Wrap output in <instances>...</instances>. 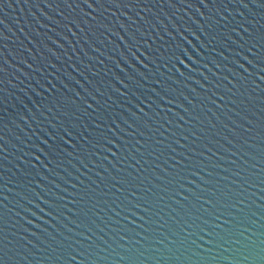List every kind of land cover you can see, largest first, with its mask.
Returning a JSON list of instances; mask_svg holds the SVG:
<instances>
[{
	"label": "water",
	"instance_id": "water-1",
	"mask_svg": "<svg viewBox=\"0 0 264 264\" xmlns=\"http://www.w3.org/2000/svg\"><path fill=\"white\" fill-rule=\"evenodd\" d=\"M244 3L0 0L4 264H252L264 7Z\"/></svg>",
	"mask_w": 264,
	"mask_h": 264
},
{
	"label": "snow or ice",
	"instance_id": "snow-or-ice-1",
	"mask_svg": "<svg viewBox=\"0 0 264 264\" xmlns=\"http://www.w3.org/2000/svg\"><path fill=\"white\" fill-rule=\"evenodd\" d=\"M65 2L68 3V6L69 7H72L73 4L76 3V0H65ZM109 2L117 3L118 0H109ZM216 2H217V0H207V2H206V0H199V3L205 9H208V10H210L209 9V5L210 4H216ZM229 2L230 3L239 2L240 5H241V7L245 8V9H247L248 6H249L247 3H244V0H229ZM252 2H254V0H252ZM81 3L86 4L87 7L89 9H91L93 4H96V5L99 6L102 3V0H81ZM221 3L223 4V0H221ZM259 6L260 7H264V0H260ZM77 7H79V4H77ZM222 7H226V5H223ZM217 14H219V12ZM84 15L87 16L88 14L85 13ZM201 16H203V14H201ZM222 19H224L223 16H221V20ZM71 23H73V21H71ZM185 31H187V29H185ZM244 31L245 32H248L247 31V28H245ZM73 35H75V33H73ZM249 35L252 36V33H249ZM261 40L264 41V36H261ZM252 47L253 48H256V44H253ZM260 47L261 48H264V43H261L260 44ZM182 55H185V53L182 52ZM252 55L254 57L257 56V52H253ZM176 60H177L178 63H181L182 64V60H180L179 57H177ZM248 63L250 65H252V61L251 60H249ZM260 64L262 65L260 71H261V73H264V57H261L260 58ZM252 66H254V65H252ZM240 67L243 68V65H241ZM121 71H122V69H121ZM244 71H246V69H244ZM125 87H126V85H125ZM121 95H123V93H121ZM140 102L143 103L142 101H140ZM189 103H191V101H189ZM88 108L89 109L91 108V104L88 105ZM144 115H147V113H144ZM113 123L115 124V121H113ZM115 126H116V128H119L120 127L118 124H116ZM96 127L99 128L100 126L99 125H96ZM129 127H132V125H129ZM108 131L109 132H112V128L109 127L108 128ZM70 132H71V129H69L68 133H65V134H70ZM0 139H2V138H0ZM60 139L62 140L63 137H60ZM103 139H104L105 144L112 145V140L109 139L107 136H103ZM46 141H47V147H45V149H46V152L49 155H53L54 156V151H60L59 144L55 143L51 138H48V140H46ZM49 141H51V142H49ZM89 143H92V138L91 137H89ZM137 143H139V142L137 141ZM41 144L44 145L43 143H41ZM92 147L93 148H97V147H99V144L92 143ZM2 150L3 149L0 148V151H2ZM112 155L114 157H116L117 156V153L116 152H113ZM137 163H139V161H137ZM112 167H115V166L112 165ZM117 183L119 184V183H121V181H117ZM117 191H119V188L117 189ZM5 199H6V197H5ZM0 220H3L2 213H0ZM68 230L71 231V229H68ZM2 231H3V229H0V232H2ZM101 231H102V229H101ZM181 231H183V229H181ZM200 231L203 232V229L201 228ZM189 234L192 235L191 232ZM172 235L173 236H176L175 233H172ZM208 235H211V232H209ZM240 235H243V233H241ZM5 239H6L5 237L0 236V264H4V258L6 256H8L7 244L4 242ZM87 239H88V237H85V240H87ZM122 239H123V237H121V240ZM221 239H223V237H221ZM137 243H139V241H137ZM181 243H183V241H181ZM195 243H196V241L193 240L192 241V244H195ZM234 243H240V241L239 240H236V241H234ZM262 243H264V242H262ZM197 247H199V245H197ZM242 247L244 248L245 252L247 253L246 255H243L242 256V259L244 261H247V262L251 261L252 264H264V247H257L255 244H251L250 245L248 243H245L244 245H242ZM224 250L227 251V249H224ZM205 251H209V250L206 249ZM78 255L83 256L84 254L83 253H78ZM75 259H76V256L71 255V254H69L68 257H67V260L69 262L70 261H73ZM121 259H124V257H121ZM237 264H238V262H237Z\"/></svg>",
	"mask_w": 264,
	"mask_h": 264
}]
</instances>
